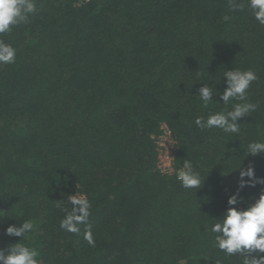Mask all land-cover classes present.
Wrapping results in <instances>:
<instances>
[{
	"label": "trees",
	"instance_id": "trees-1",
	"mask_svg": "<svg viewBox=\"0 0 264 264\" xmlns=\"http://www.w3.org/2000/svg\"><path fill=\"white\" fill-rule=\"evenodd\" d=\"M36 2L30 23L0 37L17 49L0 66V247L17 242L9 224L31 219L44 264H233L208 229L236 190L228 172L264 140V29L247 12L223 22L228 0ZM231 68L257 74V110L239 135L201 131L195 117L224 106L217 96L202 109L193 95L201 83L222 92ZM162 124L177 143L172 168L187 159L205 177L196 193L158 167ZM249 163L264 178V154ZM262 188L243 189L239 207ZM75 191L92 203L95 247L83 226L59 229L58 205Z\"/></svg>",
	"mask_w": 264,
	"mask_h": 264
},
{
	"label": "clouds",
	"instance_id": "clouds-1",
	"mask_svg": "<svg viewBox=\"0 0 264 264\" xmlns=\"http://www.w3.org/2000/svg\"><path fill=\"white\" fill-rule=\"evenodd\" d=\"M228 12L229 14L221 18L225 23L234 19L232 14L247 12L258 28L264 29V0H228ZM37 13L36 0H0V37L10 34L13 28L30 23V17ZM16 58L17 49L0 38V66L15 64ZM221 78L225 85L222 92H218L209 83H201L202 86L193 96L198 98L202 109H208L211 104H218L213 99L218 96L223 102V110L197 116L193 123L201 131L215 129L225 134L239 135L238 121L251 116L257 110V104L250 102L249 89L258 77L252 69L231 68L224 70ZM242 152L236 170L228 172H238L236 190L228 196L225 210L220 217L211 219L213 222L208 230L212 234L215 250L225 258L233 260V264H264V188L246 208L239 207L243 203V189L264 185V178L255 175L251 163L243 165L248 156L264 154V140L249 141ZM170 171L175 173L181 188L196 190L195 193L205 180L194 168L192 161L187 159L179 169L173 167ZM58 206H61L63 212L62 218L59 219V229L79 236L83 226V240L89 246L95 247L89 222L92 203L87 194L75 191L67 196L66 201L61 200ZM35 227L33 220L23 219L20 222L13 221L5 228V236L18 239L16 243L0 247V264H44L42 249L32 242ZM216 264H220V261L217 260Z\"/></svg>",
	"mask_w": 264,
	"mask_h": 264
},
{
	"label": "built area",
	"instance_id": "built-area-1",
	"mask_svg": "<svg viewBox=\"0 0 264 264\" xmlns=\"http://www.w3.org/2000/svg\"><path fill=\"white\" fill-rule=\"evenodd\" d=\"M159 130V134L154 137L157 164L162 172L172 173L170 169L172 168L173 154L176 151V139L172 133L169 135V129L166 125L162 124Z\"/></svg>",
	"mask_w": 264,
	"mask_h": 264
}]
</instances>
